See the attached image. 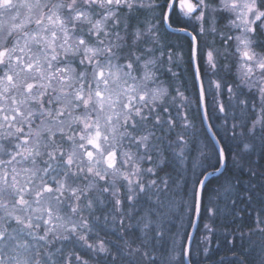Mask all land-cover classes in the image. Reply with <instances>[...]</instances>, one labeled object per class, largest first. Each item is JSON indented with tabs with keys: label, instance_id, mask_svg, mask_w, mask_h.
<instances>
[{
	"label": "snow or ice",
	"instance_id": "1",
	"mask_svg": "<svg viewBox=\"0 0 264 264\" xmlns=\"http://www.w3.org/2000/svg\"><path fill=\"white\" fill-rule=\"evenodd\" d=\"M253 157L264 0H0V264H264Z\"/></svg>",
	"mask_w": 264,
	"mask_h": 264
},
{
	"label": "trees",
	"instance_id": "2",
	"mask_svg": "<svg viewBox=\"0 0 264 264\" xmlns=\"http://www.w3.org/2000/svg\"><path fill=\"white\" fill-rule=\"evenodd\" d=\"M176 71L177 72H183L185 74L184 80L187 83L188 92H189V94H191V92H192L191 76L188 74L187 66L184 65L181 68L176 69ZM229 78H231V77H229ZM235 152H236V149L234 147H232L231 153H235ZM226 159H227V163H228L229 167H228V171L225 173V175L228 177H233V176L238 177L239 183H237V185H236L238 188H243V187L248 186L249 175L247 172V168H245L242 172L236 168H233L232 167L233 156L231 154H229L226 157ZM256 165H264V161L259 160L257 157L256 158L253 157V166H256ZM252 179L257 184L260 183L259 177H253ZM214 184H215V181H214ZM245 199H246V197L244 196L243 192L237 197V203H238V207L240 209H244L246 207V204L244 202H242ZM240 215H241V217H243L244 213L241 212ZM225 224H228L230 226L232 224L231 218H229L227 221H224L222 219L217 221V225L220 227L221 231L224 230ZM253 239L255 241V243L253 245L255 250L252 253V257H255V255L261 251L260 238L254 237ZM231 249H232L231 244H228L223 239H220L218 241H213L210 244V252H209V255L207 257H205V256H194L193 259L202 262V264H221L222 261H223V264H228V261L233 259V253H232ZM237 250H239V249H237Z\"/></svg>",
	"mask_w": 264,
	"mask_h": 264
},
{
	"label": "flooded vegetation",
	"instance_id": "3",
	"mask_svg": "<svg viewBox=\"0 0 264 264\" xmlns=\"http://www.w3.org/2000/svg\"><path fill=\"white\" fill-rule=\"evenodd\" d=\"M177 6H178V0H177Z\"/></svg>",
	"mask_w": 264,
	"mask_h": 264
},
{
	"label": "rangeland",
	"instance_id": "4",
	"mask_svg": "<svg viewBox=\"0 0 264 264\" xmlns=\"http://www.w3.org/2000/svg\"><path fill=\"white\" fill-rule=\"evenodd\" d=\"M210 39V38H209ZM225 100H226V97H225ZM254 158H256V157H254Z\"/></svg>",
	"mask_w": 264,
	"mask_h": 264
},
{
	"label": "water",
	"instance_id": "5",
	"mask_svg": "<svg viewBox=\"0 0 264 264\" xmlns=\"http://www.w3.org/2000/svg\"><path fill=\"white\" fill-rule=\"evenodd\" d=\"M195 222V221H194Z\"/></svg>",
	"mask_w": 264,
	"mask_h": 264
}]
</instances>
